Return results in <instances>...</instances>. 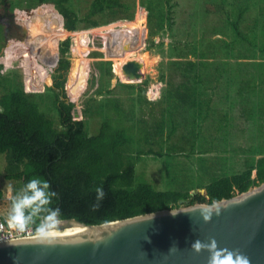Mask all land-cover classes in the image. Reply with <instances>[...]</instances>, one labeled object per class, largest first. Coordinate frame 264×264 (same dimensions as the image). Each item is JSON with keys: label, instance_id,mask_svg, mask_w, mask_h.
I'll return each mask as SVG.
<instances>
[{"label": "rangeland", "instance_id": "rangeland-1", "mask_svg": "<svg viewBox=\"0 0 264 264\" xmlns=\"http://www.w3.org/2000/svg\"><path fill=\"white\" fill-rule=\"evenodd\" d=\"M121 1L127 11L116 17L115 9H105L94 16L95 26L83 20L91 0L66 1L77 17L70 29L55 0H0V94L21 86L55 115L49 86L65 69V95L88 134L97 132L104 118H115L116 133L132 140L126 155L135 160L136 173L158 189L201 185L190 197L205 194L211 175L240 172L264 155V0ZM46 4L56 11L57 21L50 24L42 13ZM11 13L18 28L7 17ZM132 27L142 29V45L132 53L109 54L117 36L126 38ZM23 31H33L44 58L61 64L57 72L19 39ZM64 38L70 42L62 55ZM134 57L144 62L143 77L124 79L118 71ZM177 89L184 95L177 97ZM149 148L163 155L146 153ZM4 165L0 154V215L8 216L16 182L3 176Z\"/></svg>", "mask_w": 264, "mask_h": 264}, {"label": "trees", "instance_id": "trees-1", "mask_svg": "<svg viewBox=\"0 0 264 264\" xmlns=\"http://www.w3.org/2000/svg\"><path fill=\"white\" fill-rule=\"evenodd\" d=\"M66 1L68 0H55V5L66 18L67 28L74 29L77 17ZM46 5L48 6L42 13L45 18L47 15V23L50 24L51 20H56V11L49 4ZM170 7L171 5L168 9ZM128 8L121 0H91L83 20L95 26L99 21L94 16L105 9H115L118 17L120 11L124 13ZM18 11L16 10V19L20 20ZM24 13L28 14L26 10ZM241 14L242 10H239L237 22ZM32 16L34 18L35 14L29 17ZM34 21L36 22V18ZM40 21L42 25L44 19ZM237 22L233 27L239 33ZM129 24L133 26V22ZM141 31L142 29L139 30L140 37L143 38ZM23 33L24 36L19 39L33 46L37 50L39 61L57 72L61 64H55V59L51 57H43L42 45L32 38L33 31ZM124 33H129V28ZM69 42V38L60 42L59 50L62 55L66 53ZM55 47L56 44L53 43L51 49ZM129 52L131 49L124 50V53ZM64 70L54 75L49 86L52 91L50 109L55 115L41 109L37 98L39 96L25 91L21 86L9 87L0 94V153L5 156L3 176L16 182L12 188L13 196L29 180L38 178L50 183V191L55 193L50 207L60 210V218L75 217L89 223H101L174 207L179 204L180 198H187L190 202L197 200L210 203L264 180L263 155L255 163L247 164L240 172L211 175L205 186V194L190 197V190L201 185L188 186L184 190L156 188L142 173H136L135 160L126 155L132 140L116 133L115 118L112 121L104 118L97 132L88 134L84 119L73 117L74 102L67 99L64 91ZM118 72L121 74V68ZM3 79L4 76L0 74V81L4 86ZM68 90L71 94V90ZM182 95L184 90L176 91L177 97ZM140 126L141 122L137 123V131ZM145 152L163 155L162 151L150 148ZM252 169H255V177H251ZM97 187L103 188L105 197L99 207L92 210L96 203Z\"/></svg>", "mask_w": 264, "mask_h": 264}, {"label": "water", "instance_id": "water-1", "mask_svg": "<svg viewBox=\"0 0 264 264\" xmlns=\"http://www.w3.org/2000/svg\"><path fill=\"white\" fill-rule=\"evenodd\" d=\"M9 20L15 23L13 13ZM142 43L138 30L132 29L126 38L117 36L109 54ZM143 66V60L134 57L123 63L121 75L140 79ZM72 113L78 115L76 107ZM178 202L182 205L101 223L60 218L52 242L34 235L0 241V264H208V251L197 253L192 244L211 239L219 248L238 250L249 264H264V180L210 203L190 204L187 198ZM205 216L210 219L205 221Z\"/></svg>", "mask_w": 264, "mask_h": 264}, {"label": "clouds", "instance_id": "clouds-1", "mask_svg": "<svg viewBox=\"0 0 264 264\" xmlns=\"http://www.w3.org/2000/svg\"><path fill=\"white\" fill-rule=\"evenodd\" d=\"M51 185L38 178L29 180L13 197L11 209L6 218L7 227L17 233H28L34 229V238L40 241L52 242L57 229L61 225V213L58 208H51V198L55 193L50 191ZM96 210L105 197L102 187H97ZM174 214V213H173ZM205 221L210 217H203ZM3 225H0V230ZM195 252L208 251V264H249V260L238 250L219 248L215 239L207 244L197 240L192 244Z\"/></svg>", "mask_w": 264, "mask_h": 264}, {"label": "built area", "instance_id": "built-area-1", "mask_svg": "<svg viewBox=\"0 0 264 264\" xmlns=\"http://www.w3.org/2000/svg\"><path fill=\"white\" fill-rule=\"evenodd\" d=\"M6 218L7 216L0 215V225H3V229L0 230V241H7V240H12V239H17V238H22V237H27V236H32L34 235V229L30 230L28 233H17L15 231L10 230L7 227L6 223Z\"/></svg>", "mask_w": 264, "mask_h": 264}, {"label": "crops", "instance_id": "crops-1", "mask_svg": "<svg viewBox=\"0 0 264 264\" xmlns=\"http://www.w3.org/2000/svg\"><path fill=\"white\" fill-rule=\"evenodd\" d=\"M2 26L0 25V37H1V35H2ZM5 51H6V53H7V50L5 49ZM9 51H10V48H9ZM4 58V57H3ZM1 64V63H0ZM0 69H1V65H0ZM0 74L3 76V72L0 70ZM1 155L3 154L4 155V153H0ZM5 157V156H4ZM191 191V190H190ZM194 191V190H193Z\"/></svg>", "mask_w": 264, "mask_h": 264}, {"label": "flooded vegetation", "instance_id": "flooded-vegetation-1", "mask_svg": "<svg viewBox=\"0 0 264 264\" xmlns=\"http://www.w3.org/2000/svg\"><path fill=\"white\" fill-rule=\"evenodd\" d=\"M9 15H10V14H7V17H8V18H9Z\"/></svg>", "mask_w": 264, "mask_h": 264}, {"label": "bare ground", "instance_id": "bare-ground-1", "mask_svg": "<svg viewBox=\"0 0 264 264\" xmlns=\"http://www.w3.org/2000/svg\"><path fill=\"white\" fill-rule=\"evenodd\" d=\"M192 191H193V190L190 191L191 194H192Z\"/></svg>", "mask_w": 264, "mask_h": 264}]
</instances>
